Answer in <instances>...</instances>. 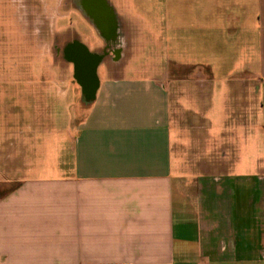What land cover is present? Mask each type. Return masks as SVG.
<instances>
[{
  "label": "crops",
  "instance_id": "0c3cea01",
  "mask_svg": "<svg viewBox=\"0 0 264 264\" xmlns=\"http://www.w3.org/2000/svg\"><path fill=\"white\" fill-rule=\"evenodd\" d=\"M69 2L60 12L95 41L60 29L57 52L43 30L49 46L27 44V61L73 70L65 51L79 44L97 87L87 97L72 76L75 111L49 66L0 93V264H264V0ZM138 61L157 70L121 65ZM176 126L188 179L174 172Z\"/></svg>",
  "mask_w": 264,
  "mask_h": 264
},
{
  "label": "rangeland",
  "instance_id": "374dc122",
  "mask_svg": "<svg viewBox=\"0 0 264 264\" xmlns=\"http://www.w3.org/2000/svg\"><path fill=\"white\" fill-rule=\"evenodd\" d=\"M109 2L116 10H156V0H109ZM61 4V0H22L19 4L20 6L25 8L35 6L39 10H18V4L14 0H0V93L12 88L28 87L25 85V82L33 81L31 77L34 78L36 74L35 70L41 68L43 71H48L49 66H51L53 75H51V79L45 78V81L60 82L66 79L69 82L70 104H74V107L70 108L76 111V108L78 109V97L74 95V91L71 89L74 86L71 79L73 76L71 66L57 61L55 56H53L51 63L47 62L42 65L27 61L31 59L29 55H31L32 49V45L29 47L27 44L37 42L45 46L47 45V47L49 46L48 44L51 42L50 33H47L46 36L43 30H50L53 32V37H56L60 35V29H65L69 32V35L78 37L80 41H83L82 43L87 48L95 41L96 33L93 31L91 25L82 17L72 15L70 11L69 13L66 12L67 14H62L60 11L61 6L64 4ZM70 6L69 2L67 7ZM62 17L63 19H61ZM20 26H22V35H20L18 30ZM142 34L146 40V32L143 31ZM46 39L47 41H45ZM19 44H24V48ZM121 65H124L125 69L130 72L157 70L155 62L138 61L123 63ZM97 71L102 74L101 68H98ZM28 74L30 76L27 79L21 78L23 75ZM253 99L254 97L251 91H249L248 93H242L237 103L239 105L245 103L251 106ZM211 103L210 114L214 121L218 117L217 95L211 96ZM175 129L176 132L173 134L172 144L174 172L176 175H181L188 179L192 168L189 144L182 131L183 128L180 131V128L176 126ZM211 130L215 131L217 128L213 126ZM241 145L243 144L240 143V147Z\"/></svg>",
  "mask_w": 264,
  "mask_h": 264
},
{
  "label": "water",
  "instance_id": "95a60500",
  "mask_svg": "<svg viewBox=\"0 0 264 264\" xmlns=\"http://www.w3.org/2000/svg\"><path fill=\"white\" fill-rule=\"evenodd\" d=\"M65 54L73 66V76L76 83L87 97H91L97 87V59L79 44L68 46Z\"/></svg>",
  "mask_w": 264,
  "mask_h": 264
},
{
  "label": "flooded vegetation",
  "instance_id": "af4514ba",
  "mask_svg": "<svg viewBox=\"0 0 264 264\" xmlns=\"http://www.w3.org/2000/svg\"><path fill=\"white\" fill-rule=\"evenodd\" d=\"M69 1L70 0H61V3L64 4L63 6H61V10H69L70 9V8L67 7L68 4H69ZM72 3L75 4L74 1L73 2L71 1V4ZM18 10H39V8L38 7H35V6H33V7H26V8L25 7H20V8H18ZM71 10H77V9H76V7L74 5H72L71 6ZM98 10H100V9H98ZM65 37H66V34L59 35V36H56V37L54 36L53 37V42L55 43L54 44V47H53V50H55L57 52L59 51L58 48H55V47H57L59 45L60 40H63ZM70 45H72V43Z\"/></svg>",
  "mask_w": 264,
  "mask_h": 264
}]
</instances>
